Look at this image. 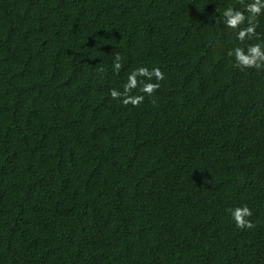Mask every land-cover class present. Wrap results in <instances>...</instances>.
Here are the masks:
<instances>
[{
  "label": "trees",
  "instance_id": "trees-1",
  "mask_svg": "<svg viewBox=\"0 0 264 264\" xmlns=\"http://www.w3.org/2000/svg\"><path fill=\"white\" fill-rule=\"evenodd\" d=\"M251 2L0 0V264H264V71L228 55L264 13L222 24Z\"/></svg>",
  "mask_w": 264,
  "mask_h": 264
},
{
  "label": "clouds",
  "instance_id": "clouds-1",
  "mask_svg": "<svg viewBox=\"0 0 264 264\" xmlns=\"http://www.w3.org/2000/svg\"><path fill=\"white\" fill-rule=\"evenodd\" d=\"M247 13V15H245ZM264 13V0H252L244 6V11L237 10L231 6L226 7L222 12V24L226 29L235 30V39L239 42H244L251 39L256 33L257 18ZM221 15V13H219ZM247 24L246 27H241ZM230 57L234 58L235 65L240 68H250L257 71H264V44L256 43L241 48L239 46L228 52ZM121 57L119 54L115 55L112 62V70L114 73H119L121 70ZM103 71V70H102ZM138 77L146 78L148 82L139 87V91L152 96V94L159 88V81L164 79V74L159 68H152L149 71L148 67L140 66L133 69L123 84V92L113 88L110 89V96L112 99H119L121 103L127 105L131 103L137 106L143 101V95L131 96L129 93L138 86ZM155 78V83L151 82ZM230 217L237 229H251L254 227L252 221L248 219L252 216V210L246 205L243 207H235L229 210Z\"/></svg>",
  "mask_w": 264,
  "mask_h": 264
}]
</instances>
